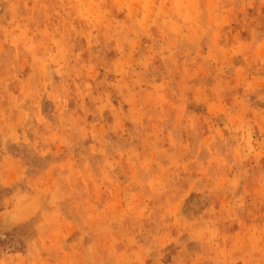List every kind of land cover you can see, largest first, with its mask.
Listing matches in <instances>:
<instances>
[{
  "label": "rangeland",
  "instance_id": "obj_1",
  "mask_svg": "<svg viewBox=\"0 0 264 264\" xmlns=\"http://www.w3.org/2000/svg\"><path fill=\"white\" fill-rule=\"evenodd\" d=\"M0 264H264V0H0Z\"/></svg>",
  "mask_w": 264,
  "mask_h": 264
}]
</instances>
